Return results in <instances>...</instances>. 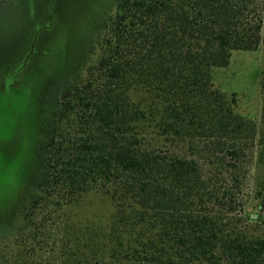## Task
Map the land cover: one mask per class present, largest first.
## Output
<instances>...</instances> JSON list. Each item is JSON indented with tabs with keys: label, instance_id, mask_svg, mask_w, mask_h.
<instances>
[{
	"label": "trees",
	"instance_id": "16d2710c",
	"mask_svg": "<svg viewBox=\"0 0 264 264\" xmlns=\"http://www.w3.org/2000/svg\"><path fill=\"white\" fill-rule=\"evenodd\" d=\"M85 3L83 24L63 7L49 25L24 24L7 61L21 92L38 33L51 39L42 52L62 39L36 96L16 214L0 223L8 264H264V74L260 127L211 75L257 49L264 0ZM86 195L106 201L108 221L71 228L67 207Z\"/></svg>",
	"mask_w": 264,
	"mask_h": 264
},
{
	"label": "rangeland",
	"instance_id": "374dc122",
	"mask_svg": "<svg viewBox=\"0 0 264 264\" xmlns=\"http://www.w3.org/2000/svg\"><path fill=\"white\" fill-rule=\"evenodd\" d=\"M24 1L0 0V223L8 221L16 214L18 207L16 188L24 179L26 166L32 162L34 135L31 129L32 113L37 103L36 96L38 90L42 89V81L51 76L50 73L58 70L56 65L51 64L58 55L62 39L56 34L53 36L52 49L42 52L51 39L49 34L38 33L35 40L38 54L32 57L28 66L30 70L25 76L27 86L24 89L20 87L21 92L14 91L12 84H9V81L23 84L24 78L15 79L12 75L16 67L12 72H6L9 69L7 61L17 56V52L11 49L12 45L24 37L22 33L24 24H30V21L49 25L59 18V10L63 7L65 14L66 11L69 13L68 19H63L73 26L76 19L78 24H83L89 10V4L88 2L83 4L84 0H26L29 13H25L28 17H23L24 9L19 4ZM67 28L69 30L65 34L71 36L72 27ZM3 59L7 60L3 63ZM94 59L95 56H92L91 60ZM263 74L264 31L262 41L256 50L232 51L226 67L211 71L214 86L227 95L235 93L238 99L237 111L252 120L257 127H260L259 91ZM252 181L249 180V187H252ZM256 204V200L249 198L244 210L250 215H256L255 219L260 214ZM110 212L109 205L102 198L86 195L78 203L67 207L66 223L68 222L70 227L71 223L82 226L90 221L97 225H105ZM0 244L6 246L3 250L7 251L4 258H0V264H8L10 259L8 252L11 248L9 239H4Z\"/></svg>",
	"mask_w": 264,
	"mask_h": 264
},
{
	"label": "water",
	"instance_id": "95a60500",
	"mask_svg": "<svg viewBox=\"0 0 264 264\" xmlns=\"http://www.w3.org/2000/svg\"><path fill=\"white\" fill-rule=\"evenodd\" d=\"M250 218H251V219H255V218H256V215L251 214V215H250Z\"/></svg>",
	"mask_w": 264,
	"mask_h": 264
}]
</instances>
